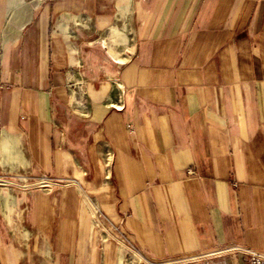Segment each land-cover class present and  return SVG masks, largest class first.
I'll use <instances>...</instances> for the list:
<instances>
[{
	"label": "crops",
	"instance_id": "obj_1",
	"mask_svg": "<svg viewBox=\"0 0 264 264\" xmlns=\"http://www.w3.org/2000/svg\"><path fill=\"white\" fill-rule=\"evenodd\" d=\"M18 175L63 184L0 186V264L264 253V0H0V176Z\"/></svg>",
	"mask_w": 264,
	"mask_h": 264
},
{
	"label": "built area",
	"instance_id": "obj_2",
	"mask_svg": "<svg viewBox=\"0 0 264 264\" xmlns=\"http://www.w3.org/2000/svg\"><path fill=\"white\" fill-rule=\"evenodd\" d=\"M106 167H109V156L106 157L105 160ZM32 180H30L27 176L18 175L14 178H5L0 176V186L2 187H16V188H23L28 189L32 187ZM52 182L47 181L46 179H37L35 186L38 185L39 187H49L51 186ZM55 184V183H54ZM34 186V184H33ZM91 211L95 215L97 210L92 205ZM218 253H226V254H241L243 256V264H264V253L255 251L246 247H242L239 245H231L226 249L217 251L215 254ZM183 260H165V261H153L147 259L140 251L133 248L131 245H126V254L124 257L123 264H175L179 263Z\"/></svg>",
	"mask_w": 264,
	"mask_h": 264
},
{
	"label": "rangeland",
	"instance_id": "obj_3",
	"mask_svg": "<svg viewBox=\"0 0 264 264\" xmlns=\"http://www.w3.org/2000/svg\"><path fill=\"white\" fill-rule=\"evenodd\" d=\"M5 178H11V177H5ZM32 180L31 183H32V187H38V188H44V189H50V188H53V187H56V186H59V185H62L63 183H60L58 181H54V180H47V181H50L52 182L51 186L49 187H39L38 185L35 186V183H36V179H30ZM55 183V184H54ZM34 184V186H33ZM2 187V186H1ZM30 187V188H32ZM9 188H16V187H9ZM19 189H23V188H19ZM29 189V188H28ZM84 202L86 203V205H88L91 209V206L93 205L95 207V209L97 210V213L94 215V217L97 219L100 215H101V212H100V209L98 207V205L96 204V202L89 196H84ZM125 257V255H124ZM124 263V258H123V261H122V264Z\"/></svg>",
	"mask_w": 264,
	"mask_h": 264
}]
</instances>
